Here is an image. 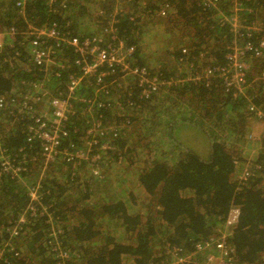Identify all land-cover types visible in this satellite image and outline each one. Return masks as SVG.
<instances>
[{"label":"trees","instance_id":"16d2710c","mask_svg":"<svg viewBox=\"0 0 264 264\" xmlns=\"http://www.w3.org/2000/svg\"><path fill=\"white\" fill-rule=\"evenodd\" d=\"M242 1L250 8L241 11L242 18L264 26V0ZM234 2L0 0L5 44L0 51V155L24 167L13 177L1 172L0 163V264H168L176 252H192L200 239L218 235L236 207L237 222L229 227L235 258L239 264H264V166L244 183L238 179L245 162L264 161V151L250 159L243 155L254 139L264 144L263 137L251 134L250 121L258 118L248 107L253 103L264 111V81L253 82L238 97L220 79L182 81L203 65L225 64L232 42L244 41L220 20ZM162 25L168 42L158 58L167 60L153 66L149 56L157 53H147V40ZM49 28L64 39L96 37L105 46L122 41L133 48V63L149 67L162 81L178 83H163L159 92H151L137 77L133 85H117L118 75L108 74L104 80L112 85L98 98L105 105L88 113L85 102L72 100L61 148L78 155L66 159L59 149L45 161L38 138L28 140L37 116H27L35 112L41 93L29 94L47 89L42 98L52 102L66 95L67 72L57 76L58 66L78 71L82 60L71 45H57L36 32ZM11 29L16 33L8 34ZM34 41L36 49L52 48L55 61L38 64ZM172 63L174 70H167ZM183 63L187 69L181 71ZM254 68L264 69V56ZM59 84L58 93L54 85ZM84 92L80 97L92 91ZM79 109L87 115L83 127ZM95 122L102 130L94 142L87 131ZM153 134L166 135L170 145L141 142ZM188 134L197 135L190 139ZM124 173L135 174L133 187H126L130 179L120 176ZM112 180L118 181L114 190ZM33 189L35 211L28 206Z\"/></svg>","mask_w":264,"mask_h":264},{"label":"built area","instance_id":"2783aa9c","mask_svg":"<svg viewBox=\"0 0 264 264\" xmlns=\"http://www.w3.org/2000/svg\"><path fill=\"white\" fill-rule=\"evenodd\" d=\"M20 6L25 4L24 1L18 2ZM250 11L249 7L243 8L242 0H235L233 9L230 14L223 13L221 21L228 23L230 29L236 37L239 39L244 38V41L235 40L229 47L226 54V63L217 66L206 65L201 66L200 70L195 69L194 74H190L185 80L204 81L206 84L210 83L214 79H220L225 85L227 90H232L234 97L245 95L249 87L253 82L263 80L264 81V69L259 71V68L254 70V65L259 58L264 56V26L256 24V22L248 23L242 18L241 11ZM46 35L54 39L59 45L60 43L71 45L81 57V65L78 71L68 70V67L64 65L58 66L56 75L61 76L65 70L67 72V88L68 92L64 96H60L54 100L56 103L50 119H46L43 116L35 117L34 121L28 127V140L34 141L37 137L41 143L42 151L46 158L52 160L59 153V149L63 151V157L66 159L75 158L79 151L75 149L61 148V137L67 135L66 122L69 120V114L74 112L73 99L85 102V109L89 113L92 112L95 107L105 105L102 100H98L102 92L112 85L104 78L111 73L117 74V79L120 80L117 85H128V81H132L135 77L139 78L140 85H144L149 88L151 92H159L163 83L170 85L171 83L177 84V80H165L162 81L159 75L153 74L149 67L143 65H137L133 63L131 54L133 48H126L122 41L118 44H107L106 46L101 44V39L93 37L80 39L78 37H71L68 39L61 38L59 32L55 28L49 29H36V32ZM16 31L10 30L8 34H15ZM258 35L254 39L255 34ZM3 33H0V38ZM5 44L0 42V51L3 50ZM38 45L37 41L33 43L32 54L35 56V61L38 64H44L55 61L52 57L54 50L50 47L43 49H36ZM126 48V49H124ZM184 53L188 55V50L184 49ZM129 55L130 60L127 58ZM251 75H255L254 78ZM164 80V79H163ZM87 82H91L94 85L92 97L88 95L80 97V88ZM37 87V85L35 86ZM145 92H149L146 91ZM112 93V91H111ZM110 93V95H111ZM29 96H26V101ZM250 99V98H248ZM38 100V99H37ZM4 106V99L0 97V107ZM259 120H264V111L261 108H257L253 103L248 106ZM101 127L99 122L92 123L88 129V134L93 140L97 133H101ZM264 138V135L262 136ZM261 137H259L260 139ZM108 139V135L105 140ZM95 142V140H93ZM108 141H105L104 147H108ZM65 149V150H64ZM83 158V154L80 156ZM250 159V158H249ZM1 172L11 174L13 177H18L22 168L15 162L11 161L8 157L0 155ZM242 173L238 175L240 182L244 183L250 174H254L258 169H262V164L254 160H248L243 164ZM31 202L29 207L32 210H36L38 205L37 189L31 191ZM36 201V204L34 203ZM39 206V205H38ZM237 209V207H236ZM234 209V216L227 218L223 230H220L218 235H214L208 239H200L194 245V250L189 253L179 254L175 253V257L168 264H239L234 255V247L230 243V232L233 226L237 222V210ZM0 247V254L3 252ZM177 248L172 249L174 253Z\"/></svg>","mask_w":264,"mask_h":264},{"label":"rangeland","instance_id":"374dc122","mask_svg":"<svg viewBox=\"0 0 264 264\" xmlns=\"http://www.w3.org/2000/svg\"><path fill=\"white\" fill-rule=\"evenodd\" d=\"M177 30L179 31V33L181 34L182 33V31L179 29V28H177ZM153 33H155L154 35L155 36H152L151 37V39H148L147 40V42H148V46H149V49L147 50V53L148 54H152V53H157V55L156 54H153L151 57L149 56V63L148 64H151V65H153V66H155L156 64H157V66H159L160 65V63H162V64H164L165 62H166V58H158L161 54H162V52H163V48H164V46H166L167 45V42H168V40H167V38H166V35H165V31H164V28H163V25L162 26H160V28L159 29H155L154 30V32ZM179 34V35H180ZM176 35V34H175ZM178 35V34H177ZM3 39V38H2ZM2 39L0 38V42H2ZM188 39H189V36H188ZM193 40V39H192ZM177 41V40H176ZM191 41V40H190ZM182 45H180L179 47H181ZM182 53H184L183 51H182ZM165 59V62H163V60ZM204 60V59H203ZM158 61V62H157ZM202 65V64H201ZM174 67H175V63L173 64L172 63V65H168L167 64V70H169V71H172V70H174ZM187 69V65H186V63H183L182 64V67L180 68V70L182 71L183 69ZM67 84V83H66ZM91 82H87V83H85L81 88H80V91H78V92H80V93H82L84 90L86 91V92H84L83 94H88V92L89 91H92L93 90V86H91ZM127 84L129 85V84H131V85H133L134 84V82L133 81H128L127 82ZM60 85L61 84H59L58 86L57 85H54V86H56V88L54 89L56 92H58L59 93V90H61L62 89V87H60ZM53 86V87H54ZM52 87V88H53ZM35 90H37V89H35ZM35 90H31V93L29 94V95H34V94H36V93H41V95H39V96H37L36 98L38 99V104L36 105V108H35V112L33 113V115H30V116H27V118L28 119H31V117L32 116H43L44 115V117L46 118V119H50V115L52 114V112H53V109H54V107H55V105H56V103L55 102H52V100L50 99V98H42V95H45V94H47V89H44V90H40V91H35ZM112 98V97H111ZM76 111V110H75ZM81 114V116H82V118H81V120H78V122H79V124L81 125V127H83V126H85V124H86V122H87V115L84 113V111L82 110V109H79L78 110V116ZM250 119H252V118H250ZM250 126H252L253 128H252V130H250L251 131V134H252V136L254 137V138H256V137H262L263 135H264V120H258V119H253V120H251L250 121ZM131 132H134L135 131V128H131V127H129L128 128ZM127 131V130H126ZM138 133H140V131H138ZM133 135H135V134H133ZM196 135L197 134H188V137L191 139V138H195L196 137ZM253 137H252V139H253ZM157 139V141L158 142H162V140L164 141V142H166L165 143V148L168 146V145H170V143L171 142H169V140H170V138L169 137H167L166 135H164V136H160L159 138H156V136H155V134H153L152 136H145L144 135V137H142V140H141V142H144V143H146V142H151V141H154V140H156ZM160 139V140H159ZM195 140V139H194ZM255 140V139H254ZM253 140V142L250 144V146H247V147H245L244 148V156H248V158H250V156L251 157H253V158H255L256 156L258 157L259 155H260V153L262 152V151H264V144L262 145V143L261 142H259V141H254ZM136 140L134 139V142H135ZM156 141V142H157ZM128 145H130V144H128ZM149 152L150 151H148V153L146 154V156H144V157H147L148 155H149ZM42 153H43V151H42ZM44 154V153H43ZM45 161H48V159L45 157ZM243 164V163H242ZM22 169H24V167L23 166H21V165H19ZM136 167H134L133 168V170L134 171H136ZM32 172V171H31ZM30 172V173H31ZM80 174H82V172L81 173H79V175ZM21 175V174H20ZM19 175V176H20ZM134 173H124V174H120V176L122 177V178H126V177H128L129 179H130V184H127L126 185V187H133V183H132V180H133V177H134ZM94 180V179H93ZM113 182H111V188L114 190V189H116L117 188V182L118 181H114V180H112ZM131 190V189H130Z\"/></svg>","mask_w":264,"mask_h":264}]
</instances>
